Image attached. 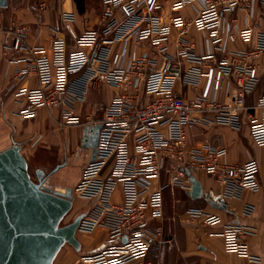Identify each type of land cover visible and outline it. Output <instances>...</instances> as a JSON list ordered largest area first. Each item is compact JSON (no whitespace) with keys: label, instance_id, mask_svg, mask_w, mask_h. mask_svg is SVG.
I'll return each mask as SVG.
<instances>
[{"label":"built area","instance_id":"2783aa9c","mask_svg":"<svg viewBox=\"0 0 264 264\" xmlns=\"http://www.w3.org/2000/svg\"><path fill=\"white\" fill-rule=\"evenodd\" d=\"M102 3L103 23L97 30L78 34L73 15L63 14L64 27L75 42L73 51L57 36L49 61L43 48L25 44V29L19 27L0 30V54L8 50L23 55L17 62L30 59V68L19 71L18 81L32 72L39 77L38 88L20 87L16 93L23 119H34L41 109H47L59 111L61 128L96 126L99 123L93 114L83 119L78 106L93 85L118 90L111 102L99 107L103 119L97 157L85 166L73 192L75 202L91 203L84 210L87 214L79 232L89 233L97 227L108 231L104 246L82 256L81 263L147 264L152 245L163 236L164 192L170 187L190 191L188 173L205 172L213 177L222 189L221 200L260 191L258 161L227 164L225 148L192 146L189 131L215 125L241 130L247 125L251 138L264 146V92L255 103L248 102L262 76L264 0H175V15L168 24L160 14L163 5L159 0ZM190 3H201V7L187 21L178 13ZM237 11H244L251 24L242 28L236 17L226 22ZM192 27L208 45L205 53H199L188 38ZM172 30L178 31L175 56L169 52ZM239 40L253 46L235 50ZM118 43L134 51H117L113 46ZM208 62L215 64L207 73L213 94L205 90L189 100L176 92L179 81L198 86ZM187 64L193 66L185 74ZM221 91L225 102L215 96ZM143 93L151 98L143 100ZM251 211L247 206L246 212ZM188 215L207 226L221 223L218 215L198 209H190ZM252 234L251 228L233 222L225 225L222 236L228 252L248 264H262L250 251L248 237Z\"/></svg>","mask_w":264,"mask_h":264},{"label":"crops","instance_id":"0c3cea01","mask_svg":"<svg viewBox=\"0 0 264 264\" xmlns=\"http://www.w3.org/2000/svg\"><path fill=\"white\" fill-rule=\"evenodd\" d=\"M163 5L161 16L167 24L175 15L172 4L175 0H159ZM201 3L185 5L178 13L187 21L193 20L200 9ZM105 7L102 0H85V11L81 13L75 0H7L6 7H0V30L11 31L15 28L25 29V44L30 48H43L51 61L53 59V41L58 36L66 41L69 51L76 49L75 42L66 31L63 24V14L73 15L72 25L78 34L89 30H97L102 26ZM237 18L240 27L245 28L251 24L244 11H237L226 18L231 23ZM188 38L195 44L199 53H205L208 45L203 41L202 35L195 28L189 30ZM178 31L172 30L169 41V52L173 56L177 52ZM253 46L239 40L233 48L245 50ZM117 51L133 52L134 48L118 43L113 46ZM90 52L91 48L84 47ZM20 53L5 50L0 54V151L12 146L14 142L23 146V154L40 169H53L60 164H66L55 174V185L64 188L75 187L81 181L83 169L91 161V152L82 148L83 126L61 128L58 124L59 111L41 109L34 119H23L19 112L22 108L17 101L16 93L20 87L35 89L39 87V77L35 72L30 73L23 81L17 80L19 71L30 68V59L26 62H17L22 58ZM262 76L259 87L248 99L250 104L255 103L264 92V59L261 60ZM193 65L187 64L185 74ZM213 62H208L202 68L203 76L198 86L179 81L175 85L177 93L186 99H194L197 95L208 90L214 93L209 85L207 73L214 68ZM50 70L53 71L52 64ZM224 91L216 94V98L225 102ZM118 94V90L108 85H93L86 99L78 106V112L85 119L93 114L94 121L99 123L103 119L100 106L111 102ZM143 100L150 99L145 93ZM189 141L192 146L203 147L212 145L225 148L227 155L224 162L230 165H243L250 160L258 161L260 171L258 181L260 191H245L241 199H223L226 209L213 207L202 198L193 199L188 192L179 187H170L164 192V219L163 236L154 243L150 249L147 264H248V261L235 253L228 252L225 239L222 236L225 225L240 223L253 230L248 237V244L252 254L261 258L264 264V146L258 145L249 132V127L244 125L241 130H235L225 125L212 127H193L189 131ZM42 151V152H41ZM41 152V153H40ZM40 157V158H39ZM74 165H70L71 163ZM76 171L75 179L71 185L63 184L69 179V172ZM196 178L201 182L204 193H210L214 199L221 198L222 189L217 181L205 172H199ZM167 177L162 175V182ZM70 183V182H69ZM120 196V190L117 192ZM222 199V198H221ZM90 202L76 200L77 212L84 211ZM251 206V213L246 212V207ZM179 209V212L176 211ZM190 209L202 210L206 213L216 214L221 218V223L207 226L202 220H192L188 215ZM166 225V232L164 230ZM179 229H178V228ZM166 235L168 245H163ZM82 244L81 253L66 245L57 256L54 264H82L84 255L100 250L108 239V231L97 227L89 233L78 232Z\"/></svg>","mask_w":264,"mask_h":264},{"label":"water","instance_id":"95a60500","mask_svg":"<svg viewBox=\"0 0 264 264\" xmlns=\"http://www.w3.org/2000/svg\"><path fill=\"white\" fill-rule=\"evenodd\" d=\"M7 0H0L6 7ZM102 124L84 128L82 148L97 157ZM23 146L14 142L0 151V264H54L66 245L81 253L78 238L85 211H80L71 223L62 225L75 208L74 189L60 190L55 185V174L66 164L47 171L36 168L30 172ZM193 198H204L215 208H227L224 201L204 193L201 182L191 175Z\"/></svg>","mask_w":264,"mask_h":264},{"label":"rangeland","instance_id":"374dc122","mask_svg":"<svg viewBox=\"0 0 264 264\" xmlns=\"http://www.w3.org/2000/svg\"><path fill=\"white\" fill-rule=\"evenodd\" d=\"M42 152V151H41ZM40 152V153H41ZM40 158V157H39ZM29 162V165H30V172L32 174L33 177H35V166L33 165L32 161H28ZM70 165H74V163L72 162ZM75 176H76V171L72 170L69 172V179L72 180V179H75ZM64 186V185H63ZM68 186V185H67ZM176 211L179 212V209L176 208ZM77 210L74 208L73 211L65 218V220L62 222V225H66L68 223H71L75 216L77 215ZM178 228V227H177ZM179 229V228H178ZM165 232H166V225H165V228H164ZM168 238H166V235L163 239V245H168L167 241Z\"/></svg>","mask_w":264,"mask_h":264},{"label":"trees","instance_id":"16d2710c","mask_svg":"<svg viewBox=\"0 0 264 264\" xmlns=\"http://www.w3.org/2000/svg\"><path fill=\"white\" fill-rule=\"evenodd\" d=\"M78 9L81 13H83L85 11V0H75Z\"/></svg>","mask_w":264,"mask_h":264},{"label":"flooded vegetation","instance_id":"af4514ba","mask_svg":"<svg viewBox=\"0 0 264 264\" xmlns=\"http://www.w3.org/2000/svg\"><path fill=\"white\" fill-rule=\"evenodd\" d=\"M36 168H39V167H36ZM36 168H35V169H36ZM49 169H51V168L45 169V171H47V170H49ZM56 176H57V175H56ZM56 176H55V177H56ZM69 182H70V183H69ZM66 184H67V185H71V180L68 181V182L66 181L63 185H66ZM56 187H58V189H60V190H65V189H66V188H64V187H62V186H60V185H57ZM78 213H79V212H78ZM78 213H77V214H78ZM76 216H77V215H76ZM76 216H75V217H76Z\"/></svg>","mask_w":264,"mask_h":264}]
</instances>
